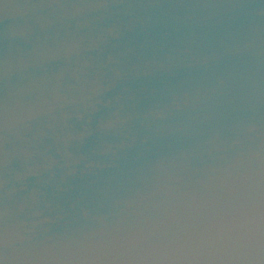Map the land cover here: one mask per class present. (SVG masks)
<instances>
[{
  "label": "water",
  "instance_id": "1",
  "mask_svg": "<svg viewBox=\"0 0 264 264\" xmlns=\"http://www.w3.org/2000/svg\"><path fill=\"white\" fill-rule=\"evenodd\" d=\"M253 70L264 0H0V264H103L163 217L151 164L207 147ZM73 202L103 231L73 233Z\"/></svg>",
  "mask_w": 264,
  "mask_h": 264
},
{
  "label": "clouds",
  "instance_id": "2",
  "mask_svg": "<svg viewBox=\"0 0 264 264\" xmlns=\"http://www.w3.org/2000/svg\"><path fill=\"white\" fill-rule=\"evenodd\" d=\"M104 14L106 4L69 12ZM264 70L248 75L243 104L229 122L209 130L200 151L180 149L151 164L154 191L167 201L163 217L140 235L94 252L103 264H264ZM164 111L156 115L163 116ZM65 224L85 239L103 231L100 218L76 202Z\"/></svg>",
  "mask_w": 264,
  "mask_h": 264
}]
</instances>
